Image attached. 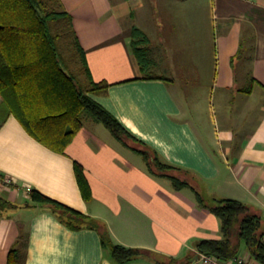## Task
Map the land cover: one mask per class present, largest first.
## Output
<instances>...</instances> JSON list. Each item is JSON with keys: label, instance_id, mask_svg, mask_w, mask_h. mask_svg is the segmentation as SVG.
<instances>
[{"label": "crops", "instance_id": "0c3cea01", "mask_svg": "<svg viewBox=\"0 0 264 264\" xmlns=\"http://www.w3.org/2000/svg\"><path fill=\"white\" fill-rule=\"evenodd\" d=\"M61 1L91 78L108 83L92 97L136 140L87 118L61 153L9 115L0 126V196L26 203L37 189L98 219L115 243L147 252L118 263L97 230L71 229L33 205L0 210V264L11 249L17 264H156L151 255L211 264L197 245L220 238V222L196 191L251 206L264 231V0ZM134 27L146 36L143 66L130 47ZM146 147L188 185L150 171L137 150ZM238 256L261 264L242 243Z\"/></svg>", "mask_w": 264, "mask_h": 264}, {"label": "trees", "instance_id": "16d2710c", "mask_svg": "<svg viewBox=\"0 0 264 264\" xmlns=\"http://www.w3.org/2000/svg\"><path fill=\"white\" fill-rule=\"evenodd\" d=\"M145 42V34L134 27L130 47L142 66L147 61ZM64 51L75 59L79 58L85 82L81 83L77 75L64 66ZM107 86L106 81L96 82L91 78L84 51L73 30L72 16L61 0H0V126L9 115H14L31 136L61 153L87 118L101 122L117 139L123 140L125 136L136 140L92 97V94L106 92ZM137 150L150 171L168 176L178 189L188 185L186 180L168 173L175 166L163 162L155 150L147 147ZM74 170L81 194L88 201L91 191L81 164L75 161ZM195 195L199 204L218 218L221 233L220 238L200 240L198 251L227 260L237 255L242 243L254 259L264 264L261 215L236 199L208 201L198 191ZM29 196L30 200L26 203L0 196V210L45 206L71 229L97 230L102 245L110 249L118 263L147 252L115 243L107 227L90 214L50 198L37 189H31ZM151 256L156 264L184 263L172 256ZM7 264H17L16 249L10 250Z\"/></svg>", "mask_w": 264, "mask_h": 264}, {"label": "rangeland", "instance_id": "374dc122", "mask_svg": "<svg viewBox=\"0 0 264 264\" xmlns=\"http://www.w3.org/2000/svg\"><path fill=\"white\" fill-rule=\"evenodd\" d=\"M62 55H63V60H64V66L67 68V70L69 71V72H72V73H75L76 75H77V79L82 83V82H85L86 81V77H85V75L83 74V72L81 71V63H80V60H79V58L77 57V59H75V58H73L71 55H70V53L69 52H67V51H64L63 53H62ZM205 108H210V105H207V106H205ZM215 109V116L213 117L212 115H211V117H212V121H211V123L214 121V123H212V125L214 124L215 125V119L217 118V116H218V114H216V112H217V108L216 107H214ZM209 111L211 112V114H213V110H212V108H210L209 109ZM217 120V119H216ZM91 121H93V120H91ZM95 125L101 130V131H105V133H107V134H109L110 135V132H109V130L107 129V128H105L104 126H103V124H101V123H98V122H95ZM112 139H115V138H112ZM117 140V139H116ZM129 142H131V141H129ZM131 143H133V142H131ZM172 173V172H171ZM11 211V210H10ZM14 213H15V211H14Z\"/></svg>", "mask_w": 264, "mask_h": 264}, {"label": "built area", "instance_id": "2783aa9c", "mask_svg": "<svg viewBox=\"0 0 264 264\" xmlns=\"http://www.w3.org/2000/svg\"><path fill=\"white\" fill-rule=\"evenodd\" d=\"M201 260L205 263L211 264H247V260L245 257L238 256V253L235 257L229 258L227 260H220L214 256L206 255L204 253H199Z\"/></svg>", "mask_w": 264, "mask_h": 264}]
</instances>
